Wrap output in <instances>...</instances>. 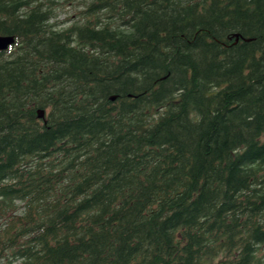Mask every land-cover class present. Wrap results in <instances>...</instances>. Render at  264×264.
<instances>
[{
	"label": "trees",
	"instance_id": "obj_1",
	"mask_svg": "<svg viewBox=\"0 0 264 264\" xmlns=\"http://www.w3.org/2000/svg\"><path fill=\"white\" fill-rule=\"evenodd\" d=\"M54 4L0 0V264H264V0Z\"/></svg>",
	"mask_w": 264,
	"mask_h": 264
},
{
	"label": "rangeland",
	"instance_id": "obj_2",
	"mask_svg": "<svg viewBox=\"0 0 264 264\" xmlns=\"http://www.w3.org/2000/svg\"><path fill=\"white\" fill-rule=\"evenodd\" d=\"M53 1L55 2L54 17L57 22V27H65L74 22L80 23L85 20V17L82 18L81 11L85 8V4L89 0H77L74 2H65L64 0Z\"/></svg>",
	"mask_w": 264,
	"mask_h": 264
},
{
	"label": "water",
	"instance_id": "obj_3",
	"mask_svg": "<svg viewBox=\"0 0 264 264\" xmlns=\"http://www.w3.org/2000/svg\"><path fill=\"white\" fill-rule=\"evenodd\" d=\"M15 38L12 35H1L0 34V51L6 50L9 46L14 44ZM111 99H115V96L111 97ZM44 110L39 109L38 110V117L43 118L44 117Z\"/></svg>",
	"mask_w": 264,
	"mask_h": 264
}]
</instances>
